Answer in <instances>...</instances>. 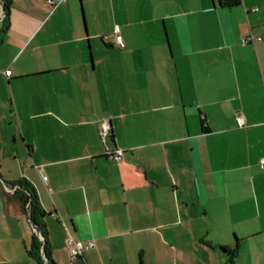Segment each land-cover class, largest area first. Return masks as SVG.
<instances>
[{"label": "crops", "instance_id": "0c3cea01", "mask_svg": "<svg viewBox=\"0 0 264 264\" xmlns=\"http://www.w3.org/2000/svg\"><path fill=\"white\" fill-rule=\"evenodd\" d=\"M6 18L0 264H40L33 235L50 264H264V38L241 42L264 0H10ZM68 234L94 245L71 258Z\"/></svg>", "mask_w": 264, "mask_h": 264}, {"label": "trees", "instance_id": "16d2710c", "mask_svg": "<svg viewBox=\"0 0 264 264\" xmlns=\"http://www.w3.org/2000/svg\"><path fill=\"white\" fill-rule=\"evenodd\" d=\"M235 1L236 0H229V3H234ZM0 2L3 13L5 12L1 19V22L3 23L7 19L6 14L8 12L10 0H0ZM14 184L15 183L12 182V185ZM15 185L17 186L13 190V195L19 201L23 210H27L29 219L36 225L40 233L44 235L42 223L41 220H39V215L42 214V210L39 206V202L33 187L25 178H19ZM42 242L43 241L36 235H33L28 252L34 256L40 264H50V258L48 256L45 244ZM41 247L44 248V254L41 252ZM222 248L229 252V260H232L235 255V250L226 246H222Z\"/></svg>", "mask_w": 264, "mask_h": 264}, {"label": "built area", "instance_id": "2783aa9c", "mask_svg": "<svg viewBox=\"0 0 264 264\" xmlns=\"http://www.w3.org/2000/svg\"><path fill=\"white\" fill-rule=\"evenodd\" d=\"M51 4H55L58 0H48ZM2 5L0 2V21L2 19L3 13H2ZM114 40L117 43L118 46L123 45V39L122 35L120 33V28L118 25L114 26ZM264 38V31L262 34L254 35L253 33L249 32L247 35L242 37L241 42L242 43H248V42H253L255 39H263ZM5 75H9V70L3 71ZM237 122L239 125L244 124V118L241 115L237 116ZM111 128V123L109 118H102L100 122V127H99V135L101 136L102 140L105 139L106 134L109 132ZM105 155L108 157H111L113 159L119 160L122 157L123 154V149L118 148V147H109L106 146L105 148ZM260 162L264 163V156L260 158ZM43 178H46L43 176ZM7 190L13 191L14 186L9 187V186H4ZM41 238V237H40ZM67 248L68 252L71 258H76L78 257L81 252L86 249L90 248L94 245V240L92 238H86V239H75L71 234H68L67 239Z\"/></svg>", "mask_w": 264, "mask_h": 264}, {"label": "water", "instance_id": "95a60500", "mask_svg": "<svg viewBox=\"0 0 264 264\" xmlns=\"http://www.w3.org/2000/svg\"><path fill=\"white\" fill-rule=\"evenodd\" d=\"M27 216L29 217L28 212H27ZM31 223H32V222H31ZM32 224H33L34 229L37 231L39 237L42 238V235L40 234V232H39V230L37 229L36 225H35L34 223H32ZM41 252H42V254H44V249H43L42 247H41Z\"/></svg>", "mask_w": 264, "mask_h": 264}, {"label": "rangeland", "instance_id": "374dc122", "mask_svg": "<svg viewBox=\"0 0 264 264\" xmlns=\"http://www.w3.org/2000/svg\"><path fill=\"white\" fill-rule=\"evenodd\" d=\"M1 11H2V13H3V10H1ZM0 177L2 178L1 173H0ZM0 183H1V181H0Z\"/></svg>", "mask_w": 264, "mask_h": 264}]
</instances>
